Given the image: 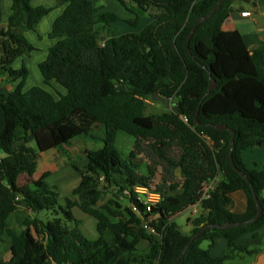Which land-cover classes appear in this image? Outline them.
I'll return each mask as SVG.
<instances>
[{"label": "trees", "instance_id": "16d2710c", "mask_svg": "<svg viewBox=\"0 0 264 264\" xmlns=\"http://www.w3.org/2000/svg\"><path fill=\"white\" fill-rule=\"evenodd\" d=\"M57 1L66 8L53 24L50 38L57 43L40 70L47 81L55 80L68 91L60 103L39 87L24 92L28 71L12 67L34 49L17 31L36 32L51 9L13 0L4 29L0 0V39L5 38L0 76L8 74L7 81L16 82L8 95L0 89V241L4 236L11 240V258H0V264H139L137 257H145L144 264H175L192 237L209 225L214 227L177 264H228L256 255L258 249L239 241L248 234L258 239L264 212L250 224L230 225L257 216L255 196L264 209V163L260 170L251 169L242 158L247 149L264 144V43L251 50L238 31L222 29L235 0H227L204 21L189 44L197 21L221 0H118L135 15L131 20L105 12L91 0ZM140 12L154 19L141 32L102 35L113 33L120 22L139 27ZM210 78L218 84L212 91ZM154 96L172 101L171 111L146 115L147 101ZM218 125L227 130H218ZM99 126L105 131L103 147L84 152L85 166L69 162L80 178L72 192L78 200L65 197L61 205L58 188L45 182L49 173L31 180L40 153L71 146ZM232 131L233 160L241 173L230 160ZM119 133L135 139L127 158L116 147ZM145 152L152 163L141 174L138 156ZM160 169V183L153 189ZM23 175L28 182L20 186ZM212 182L214 189L201 200L205 185ZM138 186L161 195L150 212L137 200ZM103 187L114 190L117 200L128 199L140 213L115 199L99 207ZM240 191L247 197V209L235 214L231 196ZM22 204L31 215L22 213L23 229L16 233L9 220ZM195 205L201 213L188 219L192 230L186 234L174 219ZM74 207L97 221V240L81 232ZM44 212L53 218L42 220ZM217 239L227 242L221 258L210 253ZM141 241L147 242L146 251L138 250ZM204 242H209L207 249L201 247Z\"/></svg>", "mask_w": 264, "mask_h": 264}, {"label": "crops", "instance_id": "0c3cea01", "mask_svg": "<svg viewBox=\"0 0 264 264\" xmlns=\"http://www.w3.org/2000/svg\"><path fill=\"white\" fill-rule=\"evenodd\" d=\"M33 7H45L51 9V12L44 17L39 23L36 32L30 30H19L17 34L27 40L32 46L33 50L24 54L22 57L17 59L12 67L17 70L24 66L28 71V77L26 80L24 92H29L35 87L42 88L48 92L53 99L58 103L62 98L68 96V91L61 87L55 80L47 81L41 73V64L47 60L51 48L57 43V40L50 38L52 27L56 19L64 12L66 5L59 3L57 0H30ZM95 3L97 7H103L105 12L112 13L119 16L124 20H131L135 18V15L129 12L118 0H91ZM129 2V0H127ZM13 0H2V22L1 27L7 29L9 23V17L11 15ZM244 12L251 13V16H243ZM261 20V21H260ZM222 29L225 32H235L238 31L243 39L245 40L249 49L254 50L258 48L262 43H264V0H235L233 3V10L229 15V18L223 24ZM1 46V45H0ZM32 71V75H31ZM8 74H3L0 76V89L2 93L8 95L16 85V82L7 81ZM262 146L259 147H263ZM69 147V146H67ZM67 147H64L67 148ZM258 147V146H256ZM255 147V148H256ZM64 149H55L48 151L46 153H40V158L37 166V170L31 180H39L45 173H49L45 182L50 186H56L59 190L60 197H62L60 184H51L50 180L52 176H56L68 168H72L69 165V160L65 159ZM253 149L254 148H250ZM247 149L243 152L242 158L243 162L247 167L250 166L251 162L256 163L254 168L251 169H262L257 167L261 165L264 161V153L262 151H248ZM66 150V149H65ZM63 153L65 155H63ZM86 161L83 166L87 164ZM263 164V163H262ZM82 166V165H80ZM73 169V168H72ZM74 171V170H73ZM75 172V171H74ZM67 177L70 180L67 185L66 197L72 198V200H78L76 197H72V192L78 187L80 183V178L67 171ZM57 181V180H56ZM28 180L25 175L21 176L19 179V185L23 186L27 184ZM264 193V192H263ZM63 194V195H64ZM232 203L230 210L235 214H243L247 209V197L243 192H236L232 194ZM264 198V197H263ZM132 208V204L130 206ZM188 212L189 217L196 218L200 215V206L195 205L187 208L183 213ZM22 213L31 215V212L27 208L26 204H22L20 207V212L12 215L10 220L15 217V219L21 223L23 221ZM74 216L80 220L87 218V214L82 212L78 207L73 208ZM182 214V213H181ZM16 216H21L19 219ZM187 219V221H188ZM9 220V224H10ZM176 223V222H175ZM82 226V225H81ZM80 226V227H81ZM22 227V228H21ZM20 227V232L23 226ZM81 230V229H80ZM192 227L188 224V233H190ZM99 236V233H98ZM239 245L248 246L250 249H259L264 247V227L259 232L258 239H255L252 234H248L239 241ZM11 246V243H10ZM202 247V245H201ZM206 247H209V242L206 243ZM148 244L146 241H141L138 245L139 251H146ZM227 250V242L224 239H217L215 241L214 247L210 250L211 255L214 258H221L225 255ZM11 258V257H10ZM139 264H144L142 261L145 257H137ZM10 260V259H9ZM47 264H52L49 262ZM228 264H264V250H259V252L254 256H239L230 261Z\"/></svg>", "mask_w": 264, "mask_h": 264}, {"label": "rangeland", "instance_id": "374dc122", "mask_svg": "<svg viewBox=\"0 0 264 264\" xmlns=\"http://www.w3.org/2000/svg\"><path fill=\"white\" fill-rule=\"evenodd\" d=\"M153 13H157L156 11L152 10ZM124 20V19H123ZM154 19L152 17H150L147 13H143L140 12V24L139 27H133L130 24H127L125 22H120L117 25H115V30L113 31V33H111L110 31L108 32H104L102 35H104L105 37H119L125 34H130V33H139L141 32L144 28H146L148 25H150L151 23H153ZM31 75H32V71H31ZM159 100H148L147 101V110H146V115H156V114H163V113H168L171 111L172 109V101L169 102H158ZM105 136V131L102 127H97L94 131V133L91 136H80L78 138H76L73 143L71 144V146L67 147V148H63L65 154L63 153V155H65V159L72 161H76L79 165H82L86 163L87 159L85 158L84 152L85 151H92V150H98L100 148L103 147V141L102 139ZM116 147L119 149V151L122 153L124 158H127L129 156V154L134 150L135 147V139L133 137H130L124 133H119L118 134V138H117V143H116ZM255 151H262L264 153V146L263 147H256L254 148ZM253 149H250L248 151H254ZM141 161L140 164L143 166L140 169V173L141 174H146V169L145 166L147 164L152 163V158L150 156V152H145L141 155L138 156ZM264 163V161L262 162ZM257 164V167L261 168L262 166ZM254 162H251L249 168H254L255 167ZM67 171H70L71 173H73L76 176V173L73 171L72 168H68V170H64L61 173H58L56 176H52L50 183L51 184H60L59 188L61 190V194L62 197L60 199V204L64 205L65 201L64 198L65 196V192L67 190V185L69 184L70 180L67 177ZM162 170L160 169L158 171V176L155 179V181H153V184L151 185L152 188H156V185H158L160 183V174H161ZM57 180V181H56ZM103 192H104V200L99 202L98 206L101 207L103 206L107 201L111 200V199H115V191L108 188H104L103 187ZM65 193V194H64ZM64 194V195H63ZM263 197H264V193H263ZM120 205L123 208L126 207H130L131 204L129 202L128 199L121 197L120 200H117ZM19 219H21V216H16ZM42 220H48V219H52L53 217L49 214V213H41L39 216ZM189 217V213L185 212L182 213L180 215H178L174 221L176 222V224L179 226L180 230L186 234H188V223H187V219ZM82 221V226L80 227L81 232L89 239L91 240H97L99 238L98 236V231H97V221L90 216H87V218H83L80 219ZM21 223L19 222V220L17 221L14 218H12L10 220V227L16 232V233H20V227H21ZM22 228V227H21ZM11 240L8 236H4L3 239L0 241V258L3 260L8 261L11 257V246H10ZM206 243L204 242L202 244V248L203 249H207L206 247ZM258 250H264V247H260Z\"/></svg>", "mask_w": 264, "mask_h": 264}, {"label": "water", "instance_id": "95a60500", "mask_svg": "<svg viewBox=\"0 0 264 264\" xmlns=\"http://www.w3.org/2000/svg\"><path fill=\"white\" fill-rule=\"evenodd\" d=\"M226 1H227V0H221V1L216 5V7L213 9V11H212L211 14H209V15L206 16V17H202V18H200V19L197 21L196 25L194 26V28H193V30H192V33H191L190 36H189L188 44L190 43V40H191L192 36H193L194 33L197 31V29L201 26V24H202L204 21L208 20L212 15L216 14V13L220 10L221 6H222ZM260 21H261V20H260ZM4 42H5V38H1V39H0V44H1V49H0V51H1L2 54L5 53ZM217 87H218V84L215 82V80H214L213 78H210V88H209V90H210V91L215 90ZM153 99H155V100H161L162 102H165V101H166L165 99L160 98V97H158V96H154ZM199 111H200V107L198 108L197 115L199 114ZM217 129L220 130V131H226V130H227L226 127L223 126V125H218V126H217ZM231 133H232V140H231L230 160H231V163H232L234 169H236L239 173H241V171L237 168V166H236V164H235V162H234V160H233V151H234V146H235V135H236V134H235L234 131H232ZM30 134H31V132H30ZM262 145H263V144H262L261 142H258V143H257V146H262ZM175 173H176V175L180 178V177H181V168L176 169V172H175ZM255 201H256V203H257V208H258V214H257V216H256L254 219L249 220V221H247V222H244V223H233V224H231L230 226H241V225H245V224H250V223H252V222L258 220V219L262 216V214H263V212H264V209H263V206H262V204L260 203V201H259V199H258L257 196H255ZM213 227H214V226H210V225H209V226H206V227H205L200 233L194 235V236L192 237V239H191V243H190V244L184 249L183 253L181 254V257L178 259V261H177L175 264H177V263L179 262V260L185 255V253L187 252V250L190 248V246H191V245H192L197 239H199V238H200V237H201L206 231L211 230Z\"/></svg>", "mask_w": 264, "mask_h": 264}, {"label": "built area", "instance_id": "2783aa9c", "mask_svg": "<svg viewBox=\"0 0 264 264\" xmlns=\"http://www.w3.org/2000/svg\"><path fill=\"white\" fill-rule=\"evenodd\" d=\"M243 16L249 17L251 16V13L249 12H244ZM183 120L188 123L187 118H183ZM215 182H212L210 184H206L204 187V193L201 198V200H205L209 197L210 192L214 189ZM134 192L136 193L137 200L143 203L146 207V210L150 212L153 207H155L161 200V195L157 192L151 191L149 188L145 186H138L134 189ZM127 196H130V192L125 193ZM133 211L140 213L138 208L135 205H132ZM148 228V227H147ZM149 231L155 232L154 229L149 228Z\"/></svg>", "mask_w": 264, "mask_h": 264}]
</instances>
